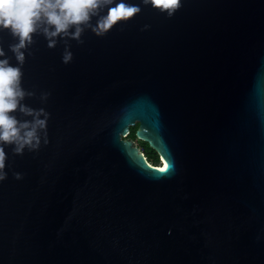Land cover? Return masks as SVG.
I'll return each mask as SVG.
<instances>
[{
    "label": "water",
    "instance_id": "obj_1",
    "mask_svg": "<svg viewBox=\"0 0 264 264\" xmlns=\"http://www.w3.org/2000/svg\"><path fill=\"white\" fill-rule=\"evenodd\" d=\"M126 2L142 11L69 40L70 63L63 39L25 50L48 143L5 146L0 264H264V0ZM15 42L0 30L12 65Z\"/></svg>",
    "mask_w": 264,
    "mask_h": 264
},
{
    "label": "clouds",
    "instance_id": "obj_2",
    "mask_svg": "<svg viewBox=\"0 0 264 264\" xmlns=\"http://www.w3.org/2000/svg\"><path fill=\"white\" fill-rule=\"evenodd\" d=\"M169 16L180 7V0H141ZM107 9L106 13L104 10ZM142 11L139 4L126 0H0V30H8L17 42L9 45L16 65L10 63L3 47H0V181L7 178L5 171V146H12L14 154L23 155L27 148L37 151L43 143H48L47 121L50 117L44 108L34 109L22 101L35 95L22 87V67L25 63V50L34 43L33 34H42L47 46L54 48L58 39H63L65 49L62 62L73 59L69 40L83 43L85 29L98 37H103L120 21H127ZM96 17L93 24L92 18ZM145 28L148 25L144 26ZM74 29V30H73ZM48 92L41 94L46 100ZM19 111L28 119H18L14 113ZM22 179V173H14Z\"/></svg>",
    "mask_w": 264,
    "mask_h": 264
},
{
    "label": "rangeland",
    "instance_id": "obj_3",
    "mask_svg": "<svg viewBox=\"0 0 264 264\" xmlns=\"http://www.w3.org/2000/svg\"><path fill=\"white\" fill-rule=\"evenodd\" d=\"M131 127H133V130L137 129L138 128V122L135 124V125H131ZM131 127H130V130H131ZM127 138H131V139H136L137 136L135 134H128ZM138 146L142 149H144L145 151L144 152H147V153H150V155L152 156V158L150 157L151 161L153 163H159L160 160H159V155L156 153V151H154L152 148H150V144L143 140V139H139L138 140Z\"/></svg>",
    "mask_w": 264,
    "mask_h": 264
},
{
    "label": "trees",
    "instance_id": "obj_4",
    "mask_svg": "<svg viewBox=\"0 0 264 264\" xmlns=\"http://www.w3.org/2000/svg\"><path fill=\"white\" fill-rule=\"evenodd\" d=\"M136 130L137 129H135V130H133V127H131V130H130V135H132V134H135L136 135ZM150 148H152L151 146H150ZM153 149V148H152ZM154 151H155V149H153ZM143 151H145L144 149H143ZM157 153V152H156ZM145 154H146V156H148V158L150 159V157L152 158V156L150 155V153H147V152H145ZM152 164H155V163H152ZM155 165H157V164H155Z\"/></svg>",
    "mask_w": 264,
    "mask_h": 264
},
{
    "label": "built area",
    "instance_id": "obj_5",
    "mask_svg": "<svg viewBox=\"0 0 264 264\" xmlns=\"http://www.w3.org/2000/svg\"><path fill=\"white\" fill-rule=\"evenodd\" d=\"M140 138H136V139H134L135 140V142H136V144H138V140H139ZM141 149V151L145 154V152L143 151V149L142 148H140ZM145 158L150 162V163H153L152 161H151V159H149L148 158V156H146V154H145Z\"/></svg>",
    "mask_w": 264,
    "mask_h": 264
},
{
    "label": "flooded vegetation",
    "instance_id": "obj_6",
    "mask_svg": "<svg viewBox=\"0 0 264 264\" xmlns=\"http://www.w3.org/2000/svg\"><path fill=\"white\" fill-rule=\"evenodd\" d=\"M155 151H156V150H155ZM156 152H157V151H156ZM157 154L159 155L158 152H157ZM161 158H162L161 155H159V160H160V162H159V163H155V164H157V165H161V163H162V161H163V160H161Z\"/></svg>",
    "mask_w": 264,
    "mask_h": 264
},
{
    "label": "snow or ice",
    "instance_id": "obj_7",
    "mask_svg": "<svg viewBox=\"0 0 264 264\" xmlns=\"http://www.w3.org/2000/svg\"><path fill=\"white\" fill-rule=\"evenodd\" d=\"M167 167H168V165L165 164L164 167L160 169V171H161V172L165 171V169H166Z\"/></svg>",
    "mask_w": 264,
    "mask_h": 264
},
{
    "label": "bare ground",
    "instance_id": "obj_8",
    "mask_svg": "<svg viewBox=\"0 0 264 264\" xmlns=\"http://www.w3.org/2000/svg\"><path fill=\"white\" fill-rule=\"evenodd\" d=\"M161 157H162L161 160H164V157H163V156H161ZM162 164H163V163H161V165H157V166H162ZM154 165H155V164H154Z\"/></svg>",
    "mask_w": 264,
    "mask_h": 264
}]
</instances>
